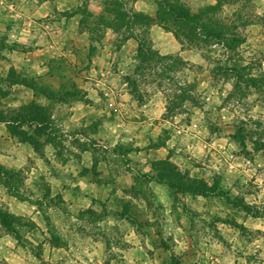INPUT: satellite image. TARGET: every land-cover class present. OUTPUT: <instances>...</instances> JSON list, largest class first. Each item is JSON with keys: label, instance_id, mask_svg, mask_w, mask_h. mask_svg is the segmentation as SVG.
I'll return each instance as SVG.
<instances>
[{"label": "rangeland", "instance_id": "rangeland-1", "mask_svg": "<svg viewBox=\"0 0 264 264\" xmlns=\"http://www.w3.org/2000/svg\"><path fill=\"white\" fill-rule=\"evenodd\" d=\"M109 1L155 15L150 0ZM182 1L193 11L214 5L212 0ZM235 11L246 12L241 6ZM251 12L257 19L245 32L248 45L239 57L257 61L264 72V0ZM150 38L161 56H180L195 70H179L160 83L135 78L141 83L136 93L127 81L136 57L126 63L116 58L108 83L87 84L94 91L88 100L77 89L72 98L77 100L67 104L30 101L7 77L0 78V160L5 162L0 166L12 174L7 179L13 176L11 185L1 180L0 208L33 222L42 233L34 235L37 241L49 235L56 239L62 250L46 248L48 264H264V101L253 96L240 106L224 103L231 86L213 82L210 66L197 52L179 53L173 36L157 27ZM186 84L197 85L198 106L185 101L180 115L168 116L167 97ZM78 100L86 103L71 113ZM31 102L47 117L41 132L38 125L25 128L36 147L21 144L7 130ZM238 128L244 129L241 144L232 140ZM168 161L225 197L172 196L154 183L143 184L145 202L131 201L137 181L155 178L157 165ZM228 199L238 205L229 206ZM129 202L136 223L121 218ZM0 264L39 263L27 246L0 232Z\"/></svg>", "mask_w": 264, "mask_h": 264}, {"label": "trees", "instance_id": "trees-1", "mask_svg": "<svg viewBox=\"0 0 264 264\" xmlns=\"http://www.w3.org/2000/svg\"><path fill=\"white\" fill-rule=\"evenodd\" d=\"M102 1L105 13L97 25L114 31L119 36L121 43L134 40L138 45L135 58L137 67L133 76L127 78L129 86H132L136 93L141 83L139 84L135 78L144 80V83L148 78H155L160 83L171 73L180 74L181 71L178 72L179 70H195L194 66L183 61L180 56L163 57L156 51L150 33L152 28L157 27L172 35L183 52L186 50L197 52L205 64L210 66L208 73L213 82H223L225 85L231 86V93L224 103L238 101L240 106L242 101L253 96L264 101V72L262 67L257 65V61L246 62L239 57L241 48L248 45L245 32L255 26L257 18L251 11L254 3L258 0H212L214 5L199 8L197 11H193L182 0H150L155 6L154 17L128 11L127 5L118 1L111 3L109 0ZM239 6L246 12L235 11ZM221 55L223 56L222 60L219 59ZM197 70L200 74L205 73L202 68H197ZM5 81L13 86L30 87L35 92V99L45 98L49 102L63 104H67L66 100H77L72 99L76 95L77 90L75 88L72 91L66 87L65 90L58 93L49 92L40 88L36 83L21 84L20 77L13 71ZM196 86V84H186L184 88L178 90V94H173L172 91L166 100L169 101L166 109L168 116L180 115V110L185 101L195 107L198 106L199 99L195 95ZM158 88L160 89L161 86ZM172 97L173 100L170 102ZM18 113L14 122H6L9 125L8 132L12 137L19 139L21 144H30V146L36 147L33 137L29 136L25 128L30 130L38 125L39 128L36 130L41 132L42 124H45L47 119L44 109L38 106L36 102H32L21 108ZM0 123L3 122L0 121ZM243 134V128L236 129L232 140L240 144L243 143ZM0 174L4 176V178L0 177V184L1 180L9 181L10 185L12 184L13 176L9 177L11 179L6 178L12 174L6 172L1 166ZM156 174L155 178H146L147 176H145L137 181V184L129 192V195H132L129 199L131 201L132 199H139L145 202L146 191H143V184L154 183L168 188L172 196L180 194L203 199L225 197L223 193H216V186H209L204 181L191 180L188 175L183 174L170 161L159 163ZM142 181L143 183L140 184ZM226 203L231 207L238 205L229 199ZM131 211V202L126 206L123 205L121 218L129 223H136L130 218ZM241 211L247 215L251 213L246 206L242 207ZM0 232L13 239L18 246L21 244L27 246L39 264H48L44 260L46 248H49L51 253L62 250L53 236L49 235V238H44L41 242L37 241L34 235L42 233L33 222L26 218L15 217L7 209L3 210L2 208H0ZM32 239L37 245L31 244L30 240ZM33 240L32 242H34Z\"/></svg>", "mask_w": 264, "mask_h": 264}, {"label": "crops", "instance_id": "crops-1", "mask_svg": "<svg viewBox=\"0 0 264 264\" xmlns=\"http://www.w3.org/2000/svg\"><path fill=\"white\" fill-rule=\"evenodd\" d=\"M104 13L102 0H0V78L13 71L21 84L53 93L72 87L88 100L94 91L87 84L108 83L115 59L135 62L138 49L134 40L121 43L114 31L97 25ZM16 87L35 99L30 87ZM84 102L69 106L70 112L78 113Z\"/></svg>", "mask_w": 264, "mask_h": 264}]
</instances>
